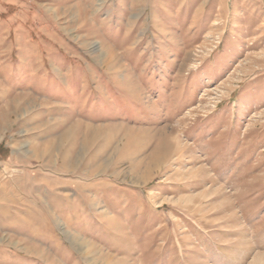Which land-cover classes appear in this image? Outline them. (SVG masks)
<instances>
[{"label":"rangeland","instance_id":"rangeland-1","mask_svg":"<svg viewBox=\"0 0 264 264\" xmlns=\"http://www.w3.org/2000/svg\"><path fill=\"white\" fill-rule=\"evenodd\" d=\"M0 264H264V0H0Z\"/></svg>","mask_w":264,"mask_h":264}]
</instances>
